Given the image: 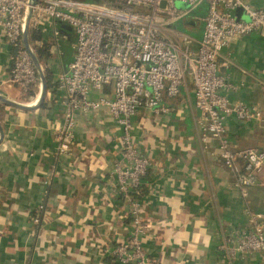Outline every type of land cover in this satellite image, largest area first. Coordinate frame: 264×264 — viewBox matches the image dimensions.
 I'll return each instance as SVG.
<instances>
[{
	"label": "crops",
	"instance_id": "obj_1",
	"mask_svg": "<svg viewBox=\"0 0 264 264\" xmlns=\"http://www.w3.org/2000/svg\"><path fill=\"white\" fill-rule=\"evenodd\" d=\"M244 1L264 8V0ZM205 7L201 0L172 23L190 35L192 49ZM56 26L62 33L58 46L52 45L49 21L43 20L38 38L29 31L32 45L47 52L34 51L43 76L45 70L49 74L39 102L41 85L25 97L8 82L11 48L0 29V96L28 104L20 108L0 100V264H117L110 249L125 238L130 218L128 201L109 178L121 157L120 130L105 108L77 111L69 148L55 150L65 94L53 81L73 54L72 30ZM172 37L182 48L179 34ZM216 61L228 102L242 101L260 113L246 121L224 117L230 144L264 149V36L252 32L231 39ZM162 102L170 107L166 114L139 109L132 116L133 139L150 161L137 194L149 264H264V251L227 259L217 249L225 232L244 224L245 207L264 222V168L246 199L240 197L232 175L211 153L213 143L202 146L188 74L178 93Z\"/></svg>",
	"mask_w": 264,
	"mask_h": 264
},
{
	"label": "built area",
	"instance_id": "obj_2",
	"mask_svg": "<svg viewBox=\"0 0 264 264\" xmlns=\"http://www.w3.org/2000/svg\"><path fill=\"white\" fill-rule=\"evenodd\" d=\"M200 1L0 0V29L11 48L8 82L20 92L32 84L40 86L29 31L39 28L43 20L49 21L52 45L58 46L62 33L56 23L72 30V58L56 75V84L65 96L63 118L54 131L55 150L61 153L69 148L77 111L105 108L120 130L121 157L113 163L109 178L115 191L128 201L130 218L125 238L110 249L117 264H149L142 244L146 225L141 221L137 194L150 161L140 154L133 139L132 116L139 109L156 116L168 113L170 107L162 99L178 93L186 74L192 83L202 146L213 143L211 153L232 175L240 197L246 199L248 188L258 182L264 168V149L234 148L229 142L224 117L231 114L246 121L260 113L242 101L228 102L223 92L226 79L216 61L231 39L252 32L264 36V8L244 0H205L201 36L192 49L190 35L177 32L172 23ZM175 32L182 48L172 37ZM41 206L39 203L37 209ZM243 212L244 224L225 232L217 244L227 259L264 251L260 213L248 207ZM31 220L38 222L37 214Z\"/></svg>",
	"mask_w": 264,
	"mask_h": 264
},
{
	"label": "water",
	"instance_id": "obj_3",
	"mask_svg": "<svg viewBox=\"0 0 264 264\" xmlns=\"http://www.w3.org/2000/svg\"><path fill=\"white\" fill-rule=\"evenodd\" d=\"M31 1H33V0H31ZM176 4L179 5V6H182V3L178 2V1L176 2ZM29 11H30V9L28 10V14H29ZM26 32H27V19H26V23H25V26H24V29H23V33H22V37H23V40H24L25 43H26ZM31 57H32V61H33L34 65H35V67L38 70L39 77H40L41 89H40L39 97L37 98V101H36V102H39V100L41 99V97L43 95V90H44V87H45V81H44V76H43L42 70L39 67V62L36 59V56L34 54H32ZM0 100L5 102V103H7V104H10V105H13V106H17V107H20V108L28 107V104H26V103H20V102L12 101V100H10L8 98H5L3 96H0Z\"/></svg>",
	"mask_w": 264,
	"mask_h": 264
},
{
	"label": "trees",
	"instance_id": "obj_4",
	"mask_svg": "<svg viewBox=\"0 0 264 264\" xmlns=\"http://www.w3.org/2000/svg\"><path fill=\"white\" fill-rule=\"evenodd\" d=\"M40 30L38 28H34L32 30V37L33 38H38L40 36L39 34ZM34 51L37 53V54H44V55H47V52H46V49H45V46L42 47V46H38V45H35L34 47ZM45 80H46V83H49V74L47 72V70H45ZM53 83H56V78H55V82L53 81ZM35 85H31V87L25 91V92H20L22 96H28L29 94L33 93L34 90H35Z\"/></svg>",
	"mask_w": 264,
	"mask_h": 264
},
{
	"label": "rangeland",
	"instance_id": "obj_5",
	"mask_svg": "<svg viewBox=\"0 0 264 264\" xmlns=\"http://www.w3.org/2000/svg\"><path fill=\"white\" fill-rule=\"evenodd\" d=\"M190 9H192V8H190ZM27 97V96H26Z\"/></svg>",
	"mask_w": 264,
	"mask_h": 264
}]
</instances>
